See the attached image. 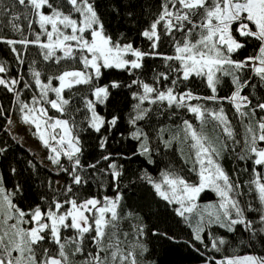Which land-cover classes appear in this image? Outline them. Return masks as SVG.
I'll return each instance as SVG.
<instances>
[{"label":"snow or ice","instance_id":"obj_1","mask_svg":"<svg viewBox=\"0 0 264 264\" xmlns=\"http://www.w3.org/2000/svg\"><path fill=\"white\" fill-rule=\"evenodd\" d=\"M13 4L25 10L23 17L35 38L5 40L0 37V42L10 45L18 58L17 44L25 49L34 44L42 50L44 61H53L57 65L61 61H73L81 67L65 69L58 75L48 76L46 80L41 78V71L31 68V77L38 92L30 102L22 101L16 91L19 79L0 77V86L16 95L22 120L34 126L35 135L50 150L48 159L58 167L59 172L70 178V183H65L58 194L64 199L53 196L49 201L42 197L43 207L37 204L25 211L13 202L20 190L19 185L15 192L6 189L3 176H0V264H138L137 247L141 251L146 249L130 242L129 233L121 231L120 227L122 221L133 215L121 214L124 199L119 184L122 166L113 161L107 169L114 196L93 195L81 199L74 191L83 188L89 181L81 162L83 146L75 119V113L81 109L74 108L70 112L69 105L73 103L75 94L65 98L64 93H72L73 89L82 85L91 86L92 98L87 95L77 97L86 110L84 122L97 133L106 125L114 127L119 117L107 120L97 111V104H105L110 96L109 86H97L93 81L100 79L104 69L140 70L146 57H160L166 63L174 62L175 66L170 68L173 75L171 87L161 90L156 86L161 79L169 81V75L165 73H159L153 85L140 80L132 82L142 89L133 93L138 103L129 120L135 127L131 136L139 141L140 154L148 158V163H155L149 135L137 126V122L145 120L151 111V108L142 107L146 101L150 105L183 108L193 114L199 127L183 120L175 133L166 128L156 132L165 148H171L174 141L188 146L190 161L185 160V163L191 162V171L196 173L195 182L169 169L161 171L158 179L147 172L140 178L151 185L162 200L178 205L175 210L186 221L190 219L188 214L195 213L199 217L194 229L197 241L203 242L201 233L206 226L213 224L229 232L236 231L239 225L252 237L257 232H264V97L250 98V95L244 94L245 89L256 91L258 85L264 88V0H160L157 15L141 33L149 42L148 51L133 47L130 42L113 40L106 34L95 0H13ZM0 12L11 16L12 30L23 31L15 23L20 20V14L12 13L2 0ZM33 24L38 26L39 32L32 30ZM161 34L170 39L172 55H164L157 50ZM42 37L45 39L42 40ZM238 37L244 41L255 40L257 45L247 56L233 59L246 47V43ZM19 62L23 64V60ZM7 71L8 68L0 63V73ZM194 77L204 81L211 95L199 96L191 89L176 90L178 82L190 81ZM225 77L230 78L233 90L228 96H219L217 89ZM53 80L58 82L55 86ZM24 87L31 90L33 85L26 83ZM111 87L118 88L120 85L112 82ZM50 94H54V98ZM206 102H213L218 107H207ZM224 102L232 105L238 118L242 129L239 140L222 106ZM49 106L60 115L50 116ZM209 124L213 125V131L218 130L215 138L205 131ZM165 132H170L168 139L164 138ZM226 141H231V145ZM107 142V137H103L100 147H106ZM241 144L244 154L238 159H249L253 164V179L247 182L248 192L256 193V199L262 206L259 210L262 227L258 230L245 214L247 210L256 209H252L251 205L248 209L241 207L239 197L243 193L239 191L240 186L230 179L219 162L224 151L229 147L235 150V146ZM3 151L0 148V153ZM132 155L135 156L136 152ZM62 157L66 158L70 167L62 164ZM102 159L110 160L111 154ZM88 168L95 169L96 164H90ZM209 189L216 193L219 201L200 210L197 203L199 196ZM134 230L143 234V226H134ZM64 232L71 235L64 236ZM225 242L224 239H213L212 247L220 251ZM77 257L80 259L77 260ZM217 264H264V256L225 257Z\"/></svg>","mask_w":264,"mask_h":264},{"label":"trees","instance_id":"obj_2","mask_svg":"<svg viewBox=\"0 0 264 264\" xmlns=\"http://www.w3.org/2000/svg\"><path fill=\"white\" fill-rule=\"evenodd\" d=\"M2 4L6 5L12 13L20 14V20L15 21L22 29L17 32L11 28V16H6L0 12V37L5 40H20L25 37L34 39L27 27V21L23 17L24 9L13 4V0H2ZM160 0H95L96 10L100 19L104 23L106 34L110 35L113 40H120L121 43H132L133 47L148 51L149 42L141 35L148 28L149 24L155 18L159 11ZM32 30L39 32L40 29L33 24ZM45 38V37H44ZM41 38L42 40L44 39ZM246 47L240 51L239 55H234L233 59H240L247 56L253 51L257 45V41H244ZM17 52L20 53L19 58L12 51V47L4 42H0V63L4 64L8 71L0 73V77L11 80L19 79L20 84L15 86L19 92L20 99L30 102L38 89L34 85L31 77L30 69L35 67L41 71L42 79L46 80L48 76L58 75L61 71L68 68H79L81 65L73 61H61L60 65L53 61H44L42 50L34 44L25 47L17 44ZM164 55H172L173 48L168 37L161 34V43L157 49ZM131 58V57H129ZM23 60V64L19 62ZM174 62H165L160 57L144 59V67L140 70L132 72L120 69H104L103 75L98 81H93L97 86H109L110 96L105 104H97V111L100 115L110 120L113 116L119 117L117 124L109 128L107 125L101 129L100 133L95 132L84 122L86 110L83 108L82 100L77 97L90 95L91 86H79L73 89L72 93L65 91L64 96L68 98L73 95V103L69 105V111L74 108H80L81 111L75 113V119L78 124V135L83 146V154L81 162L86 169V179L88 184L83 188L74 189L77 195L83 199L93 195L114 196L115 192L112 186L110 173L107 171L108 166L113 161L122 166V176L120 178V191L123 194L121 204V214L126 215L132 213V217L125 219L121 223V231L129 233L128 240L132 243L142 245L146 251H141L139 247L136 249V258L138 264H197L207 262L209 264H217L218 261L225 257L241 256L246 254L264 256V232H257L255 237L246 231L242 226H237L236 231L229 232L226 228L213 224L206 226L204 229L203 242L195 240L192 222L195 220L196 214H188L189 220H185L176 212L178 205L169 204L158 197L151 185L140 177L144 172L158 179L160 172L169 169L175 171L180 176L190 182H195L196 173L191 171L190 161L191 151L186 144L173 142L171 148H165L156 136V132L160 128L169 129L171 133H175L183 120H189L199 127V122L192 113L187 112L183 108H168L166 104H149L147 101L142 105L144 108H151L145 120L138 121L137 126L142 128L149 135V143L153 150L152 159L155 163H148V158L139 152V141L132 138L131 133L135 131V127L130 124V115L134 114V106L138 103L133 97V93L141 92L142 89L132 82L140 80L150 85L155 84L156 77L159 73L169 75V81L161 79L158 86L161 90L165 87H171L170 80L173 75L170 68L174 67ZM112 82L120 85L118 88L111 87ZM33 85L29 90L24 87L25 84ZM58 82L53 80L55 86ZM191 89L194 94L199 96L211 95L210 89L201 78L194 77L190 81L178 82L177 91ZM233 87L230 78L225 77L223 84L218 87L219 96H228L231 94ZM244 94L250 95V98L264 97V88L257 86L256 91L245 89ZM53 96L54 94H50ZM256 100L253 99V103ZM192 103H197L193 101ZM200 103H205L200 101ZM206 106L210 108L218 107L213 102H206ZM237 132L236 139H241L240 133L242 129L238 122V118L234 115L232 105L224 102L222 105ZM50 116L56 117L60 114L49 106ZM258 113V117H259ZM11 117L21 118L19 105L16 95L9 92L4 86H0V148L4 149L0 153V170L3 176L4 186L16 191L19 185V192L15 195L13 202L21 209L28 211L30 208L40 204L44 206L42 197L51 200L53 196L64 199L62 195V186L70 183V178L60 172L63 182L60 187L57 186V173L49 167L40 163L32 153L25 148L8 129ZM257 117V118H258ZM64 118H67L65 116ZM246 122V121H245ZM205 131L215 138L218 134L213 131V125L206 126ZM170 132H165L164 138L168 139ZM123 134L124 137L132 144L124 154H118L112 159L97 164L106 149L101 148L100 142L103 137H107V145L114 135ZM182 135V134H181ZM231 145V141H226ZM183 149V155L181 154ZM136 152L133 156L132 153ZM242 144L235 146V150L229 147L220 157V164L229 175L230 179L240 186L239 191L243 193L239 197L242 208L248 209V205L252 209L247 210L246 216L254 222L253 227L260 229L262 225L259 223V211L262 206L256 193L248 192V181L253 179V164L249 159L240 160L239 155H243ZM62 164L70 167L66 158L62 157ZM96 164L95 169L88 168V165ZM54 165V164H53ZM34 166V167H33ZM55 169H58L54 165ZM15 169V171H13ZM218 200V196L212 190H205L198 199L200 207L209 201ZM134 226H143V234H139L134 230ZM64 236L71 235L70 232H64ZM213 239H224L225 244L220 246V251L212 247ZM49 246V245H45ZM77 260L80 258L77 257Z\"/></svg>","mask_w":264,"mask_h":264},{"label":"rangeland","instance_id":"obj_3","mask_svg":"<svg viewBox=\"0 0 264 264\" xmlns=\"http://www.w3.org/2000/svg\"><path fill=\"white\" fill-rule=\"evenodd\" d=\"M10 120H11V123H9L8 125V129L10 133L23 146H25V148H27L40 163L49 167L50 169L54 170L57 173V186L60 187L63 182V178L60 175V172L58 171V169H55L52 162L48 159L50 155V150L48 148H45L42 142L38 139L37 135H35L36 130L34 126L25 123L22 119H19L18 117H11ZM130 148H132L131 142L127 140L123 134H120V133L116 134L113 136V138L107 145L98 164L100 165L101 163L106 162L105 160L102 159L103 156L111 154V159H112L118 154L126 153ZM0 176H2L1 170H0ZM218 201H219V197H218V200L216 201H209L207 203H204L203 206L200 207V210H202L205 205L210 204V203H216ZM198 219L199 217L196 215L194 222H192L191 224L193 228L194 236H195L194 229H195L196 222L198 221ZM201 235L204 237V231L201 233ZM246 255H249V254H246ZM241 256H244V255H241ZM197 264H209V263L203 262V263H197Z\"/></svg>","mask_w":264,"mask_h":264}]
</instances>
